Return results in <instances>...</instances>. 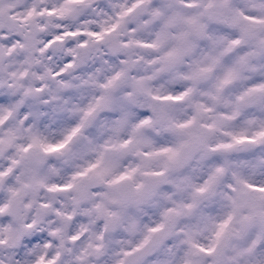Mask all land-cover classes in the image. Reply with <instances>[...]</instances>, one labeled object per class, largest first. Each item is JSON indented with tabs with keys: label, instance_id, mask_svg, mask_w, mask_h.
Listing matches in <instances>:
<instances>
[{
	"label": "snow or ice",
	"instance_id": "snow-or-ice-1",
	"mask_svg": "<svg viewBox=\"0 0 264 264\" xmlns=\"http://www.w3.org/2000/svg\"><path fill=\"white\" fill-rule=\"evenodd\" d=\"M0 264H264V0H0Z\"/></svg>",
	"mask_w": 264,
	"mask_h": 264
}]
</instances>
